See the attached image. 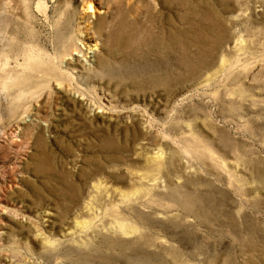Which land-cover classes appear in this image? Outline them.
Segmentation results:
<instances>
[{
  "label": "rangeland",
  "instance_id": "374dc122",
  "mask_svg": "<svg viewBox=\"0 0 264 264\" xmlns=\"http://www.w3.org/2000/svg\"><path fill=\"white\" fill-rule=\"evenodd\" d=\"M0 264H264V0H0Z\"/></svg>",
  "mask_w": 264,
  "mask_h": 264
},
{
  "label": "bare ground",
  "instance_id": "6f19581e",
  "mask_svg": "<svg viewBox=\"0 0 264 264\" xmlns=\"http://www.w3.org/2000/svg\"><path fill=\"white\" fill-rule=\"evenodd\" d=\"M42 5V4H41ZM100 29V28H99ZM98 29V30H99ZM103 29V28H102ZM101 31V30H100ZM97 49L96 48H94V49H92V50H89L90 51V53L92 54V57H96V53H97V51H96ZM71 53H74L75 55L77 54V51H75V52H71ZM76 60V59H75ZM77 69V68H76Z\"/></svg>",
  "mask_w": 264,
  "mask_h": 264
}]
</instances>
